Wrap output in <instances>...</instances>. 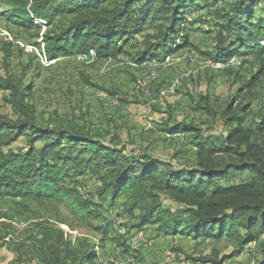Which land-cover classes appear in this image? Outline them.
<instances>
[{"label": "trees", "instance_id": "obj_1", "mask_svg": "<svg viewBox=\"0 0 264 264\" xmlns=\"http://www.w3.org/2000/svg\"><path fill=\"white\" fill-rule=\"evenodd\" d=\"M257 5L258 0L11 3L9 15L16 21L25 19L20 12L30 14L28 29L53 26L42 37L43 43L35 44L49 63L81 55L95 56L98 62L125 54L137 65L161 61L182 45L191 46L181 26L185 9L216 7L220 31L209 58L216 63L228 62L245 52L255 56L259 69L237 78L241 83L238 94L221 113L210 107L208 98L198 104L199 112L223 120L226 134L205 136L194 124L163 122L164 133H192L197 140L196 166L182 170L163 158L129 150L117 136L107 140L110 134L102 128L64 119L42 126L31 102L32 86H24L10 74L0 76V91L8 93L5 101L14 111V117L0 116V196L68 202L77 215L99 218L92 209L97 207L95 203L62 184L70 175L88 173L99 184L96 196L115 207L122 206L137 222L135 229L153 225L158 235L226 238L233 245L231 254L222 256L213 250L195 262L225 264L256 243L251 250L252 264H264V44L259 41L264 28L261 19L253 23ZM147 27H153L154 33L139 38ZM180 39L183 44H178ZM128 48L133 53H128ZM5 55V62L12 57L9 49ZM249 66L252 69L254 63ZM21 138L26 143L14 147ZM243 173H250V177L239 183H223ZM42 228V239L35 247L40 264H96L95 250L99 247L90 240L73 243L63 232ZM103 231L107 232L106 227ZM4 238L0 233V241Z\"/></svg>", "mask_w": 264, "mask_h": 264}, {"label": "rangeland", "instance_id": "obj_2", "mask_svg": "<svg viewBox=\"0 0 264 264\" xmlns=\"http://www.w3.org/2000/svg\"><path fill=\"white\" fill-rule=\"evenodd\" d=\"M15 1L0 0V76L10 74L24 86H32L31 102L40 124L48 127L64 119L102 128L110 134L107 140L117 136L129 150L163 158L179 170L195 168L197 140L192 133H164L163 122L168 119L171 125L194 124L205 136L226 134L223 120L199 112L198 104L208 98L210 107L221 113L238 94L241 83L237 78L259 69L255 56L245 52L228 62L216 63L209 58L215 52L220 31L217 23L221 20L214 14L216 7L185 9L181 26L191 46L182 45L161 61L137 65L121 54L98 62L62 57L49 63L35 44H42V37L53 26L28 29L30 14L20 12L25 18L20 21L9 15ZM254 9L253 23L261 19L264 28V0H258ZM150 33H154L153 27L145 28L139 38ZM259 41L264 44V33ZM178 44H183V39ZM8 49L12 57L5 62ZM127 51L133 53L132 48ZM7 95L0 91V116L14 117L5 101ZM25 143L26 139L21 138L14 147ZM249 175L243 173L230 183H223L243 182ZM72 176L62 184L95 203L97 207L92 209L100 217L77 215L68 202L0 196V233L5 237L0 241V264H40L35 247L42 239V227L63 232L73 243L90 240L99 247L95 250L96 264H200L194 259L213 250L222 256L232 252L233 245L226 238L217 241L205 236L167 237L158 235L153 225L135 229L137 222L124 213L122 206L115 207L96 196L99 184L95 178L88 173ZM255 247L256 243L249 244L240 256L226 260L225 264H252L251 250Z\"/></svg>", "mask_w": 264, "mask_h": 264}, {"label": "built area", "instance_id": "obj_3", "mask_svg": "<svg viewBox=\"0 0 264 264\" xmlns=\"http://www.w3.org/2000/svg\"><path fill=\"white\" fill-rule=\"evenodd\" d=\"M78 57L85 58L86 61H87V59H96V57H92V55H90V56H78Z\"/></svg>", "mask_w": 264, "mask_h": 264}, {"label": "bare ground", "instance_id": "obj_4", "mask_svg": "<svg viewBox=\"0 0 264 264\" xmlns=\"http://www.w3.org/2000/svg\"><path fill=\"white\" fill-rule=\"evenodd\" d=\"M82 56V55H81Z\"/></svg>", "mask_w": 264, "mask_h": 264}]
</instances>
